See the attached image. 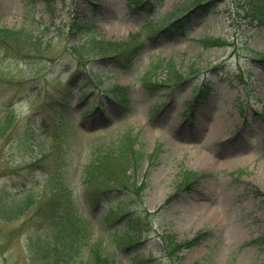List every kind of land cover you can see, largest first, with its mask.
I'll list each match as a JSON object with an SVG mask.
<instances>
[{
    "label": "rangeland",
    "instance_id": "374dc122",
    "mask_svg": "<svg viewBox=\"0 0 264 264\" xmlns=\"http://www.w3.org/2000/svg\"><path fill=\"white\" fill-rule=\"evenodd\" d=\"M194 1L146 0L149 14L135 0H0V36L25 29L40 46L0 42V116L8 108L15 114L0 138V192L14 187L16 198L35 197L26 215L0 216V264H65L66 257L76 264L73 249L59 251L74 235L57 222L64 196L55 214L47 211L45 175L58 172L60 184L79 191L111 179L119 187L125 139L142 160L139 174L127 173L129 184L144 187L135 197L114 194L97 213L79 196L73 220L75 230L91 221L89 243L102 245L107 264H264V16L253 15L251 0H218L209 14ZM177 10L188 17L182 36L150 41L127 68L83 47L91 37L146 39ZM171 62L180 81L168 82ZM74 74L64 105L48 112ZM202 151L210 162L196 164ZM92 162L97 174L83 182ZM110 210L114 218L141 216L140 227L127 225L137 233L135 250L132 240L117 241L126 224L108 221ZM167 237L183 245L175 255Z\"/></svg>",
    "mask_w": 264,
    "mask_h": 264
},
{
    "label": "trees",
    "instance_id": "16d2710c",
    "mask_svg": "<svg viewBox=\"0 0 264 264\" xmlns=\"http://www.w3.org/2000/svg\"><path fill=\"white\" fill-rule=\"evenodd\" d=\"M218 0H195L194 2L190 3L194 8L202 9L204 13L209 14L214 9L215 5L217 4ZM249 7L253 13V15L256 18H260L264 16V0H251L249 1ZM139 7L142 10L147 11L149 14L153 13V9L149 8V3L146 2V0H135L134 7ZM178 10L175 13L169 14L167 17H164L161 22V26L158 28H154L153 32H151L146 39H143L141 37V34H134L131 35L125 42H110L106 41L105 39L96 40L95 37L88 38L83 45V47L90 46L89 53L96 57H103V61L106 63L115 64L120 68H127L130 66L135 59L139 57V55L151 45L150 41L157 39L158 37H164L167 40H171L173 38H176L178 36H182L183 31L187 28V21L188 17L187 15L184 16H178ZM152 26H149L148 28H151ZM147 28V29H148ZM35 38L25 29L23 30H5L2 32V35L0 36V42L1 41H11L16 44H21L22 46L26 45H32V47L35 46L37 49L39 44H36L37 41L34 40ZM34 40V41H33ZM40 41V40H39ZM36 42V43H32ZM10 47V44L8 48ZM262 57H264V54H262ZM264 58H262V61ZM169 73H168V82H177L180 81L182 78L181 72L173 65V62L169 63ZM192 67V66H191ZM190 73H193V70L190 71ZM78 74H74L72 79L69 80L68 88L67 84L64 88V91L55 97L52 96V100L50 102H47L46 105L50 106L46 108L48 112H52L55 107H57V104H60L61 107L64 105L63 101L66 100V97L69 95L70 91L73 89V86L75 85V82L77 81ZM79 78V77H78ZM62 79V78H61ZM185 82L182 81L180 83ZM149 86V85H148ZM152 89L156 90V83H154L152 86H149ZM160 87V85L158 86ZM65 89H68L67 92H65ZM99 110H97L98 112ZM5 115L0 116V124L2 122H5V125L0 126V138H3L6 135L7 131H11L12 125L14 123V111L12 108H8L5 110ZM2 117V118H1ZM11 126V127H9ZM35 130H38L35 127ZM34 130V133L36 132ZM20 140H17L21 145H24L26 142V134L24 136L19 135ZM117 154L119 155V158L122 163L127 165L125 169L122 171L123 177L120 181L119 187H113L110 182H107L104 184V188H98L99 185L96 186V184H82V189L79 191L78 187L72 184H60L62 183L60 180V176L58 172H53L51 174H46L44 178V187L47 189L46 196H49L50 200H47L46 206L49 205L50 209H47L48 213L51 215L52 213L55 214L56 210L55 207L59 205V202L56 200V197L64 196L65 200L61 201V205H66L64 207L59 206L57 208V212L59 210L62 211V214H57V222L59 223L61 227V230L65 233H72L74 237H71V241L68 243L66 247H63L62 250L70 251V249L74 250V253L77 254L79 261H76V264H107L106 261L102 258V252H104L102 249V245L100 243L95 244L91 246L89 243L91 233L93 231V224L91 221H89L88 218L84 220V222H81V226H79L78 230H75L76 228L73 226V220L76 221L78 219L77 217V206L79 205V199L82 197L87 203L90 208L94 212H98L99 208L108 206V202L111 201V198L114 194L118 193L120 196L118 199H122L125 197L127 192H132L131 197H135V194H137L141 188H143V185L140 184H129L131 181L130 178H128L126 175L129 172L128 175L135 174L138 172V166L141 160V153L139 151H135L131 149L128 146L127 139L119 146L117 150ZM127 154V156L125 155ZM108 164V163H107ZM35 166H37V162L34 163ZM97 165L92 162L89 164V167H85L87 170L84 171V177L83 182L88 181L89 179H92L97 174ZM38 166L36 167L37 170ZM115 169V168H114ZM117 170V169H115ZM139 174V173H137ZM27 185V184H26ZM15 189L14 187H7L2 189L0 192V216L7 220L8 222L11 220L16 219L19 216L26 215L30 210L31 207L34 205V196L32 194H25L24 198H16L12 194V190ZM28 191V190H27ZM124 193V194H122ZM80 196V197H79ZM71 204V209L68 208V205ZM76 208V209H75ZM76 213V214H75ZM75 214V215H74ZM122 214V213H121ZM124 215L120 217L114 218L113 210H110V212L107 214L108 221H111L114 224H119L121 221H124L126 224V230L116 233V237H118L117 241L122 240H132L129 244V247H132V249L137 248V241L134 240L136 237V231L130 230L128 228V224H136L140 227V224L143 223V220L141 216H139L136 219H132L130 212H123ZM142 214V213H141ZM130 217V218H128ZM111 223V224H112ZM50 232V231H48ZM42 233V232H41ZM40 233V234H41ZM136 233V234H135ZM169 239V237H167ZM28 240L31 241L32 245L35 246L38 243H40L39 237H33L29 236ZM264 242V236L261 239ZM191 243V242H190ZM168 246L173 248V251H170L172 255H175L178 249H181L183 247L180 243H175L170 241L168 242ZM168 247V249H169ZM88 249V250H87ZM102 250V252H101ZM59 253V252H58ZM85 253L87 255L85 256ZM63 259L65 257V253H60L58 255ZM70 257H66L63 259V262L65 264H73L70 262ZM109 264V263H108Z\"/></svg>",
    "mask_w": 264,
    "mask_h": 264
},
{
    "label": "bare ground",
    "instance_id": "6f19581e",
    "mask_svg": "<svg viewBox=\"0 0 264 264\" xmlns=\"http://www.w3.org/2000/svg\"><path fill=\"white\" fill-rule=\"evenodd\" d=\"M210 157L206 154V152H204V151H202L201 153H199V155H197V158H196V160H195V163L196 164H206V163H208V162H210ZM225 161H226V159H225ZM227 162H228V160H227ZM209 213H207V215H208Z\"/></svg>",
    "mask_w": 264,
    "mask_h": 264
}]
</instances>
